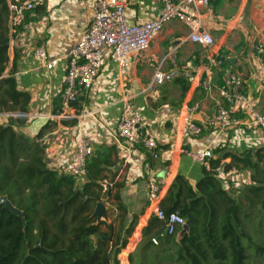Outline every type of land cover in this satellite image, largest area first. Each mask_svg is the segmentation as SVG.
I'll return each instance as SVG.
<instances>
[{
  "label": "crops",
  "instance_id": "obj_1",
  "mask_svg": "<svg viewBox=\"0 0 264 264\" xmlns=\"http://www.w3.org/2000/svg\"><path fill=\"white\" fill-rule=\"evenodd\" d=\"M85 1L42 0L15 32H10L7 19L5 73L13 72L18 88L27 92L30 99L25 113L13 116L0 113V124H12L17 133L42 145L44 164L49 170L56 171L71 159L82 131L93 141L94 154L109 149L107 166H111V172L106 173L107 180L122 186L119 190L124 207L130 216H139L136 237L150 217L149 178L161 181L163 196L176 175L183 176L192 187L203 180V168L188 152L206 148L214 152L218 148L221 150L214 152L215 158L227 152L240 157L244 152L264 148L263 132L248 125L236 104L229 105L235 124L227 131L218 132L213 106L218 86L225 85L229 74L234 73L241 80L244 94L264 113V88L259 81L264 54L259 58L256 51L258 44L264 45V0H209L202 10V26L214 39L210 52L227 62L224 67L208 63L201 46L188 39L187 28L178 20H170L150 47L124 71L104 63L92 86L74 106L71 118L53 119L49 116L59 110L66 65L64 54L89 22ZM160 10L159 0H127L125 7L130 23L151 20ZM41 45L50 59H57L51 70L41 67L34 59L33 51ZM158 68L165 75L161 85L151 83ZM207 70H212L215 77L210 93L201 85ZM181 77L189 83L183 99L181 85L175 82ZM128 98L133 110L143 119L144 131L153 134L157 141L158 156L150 164L142 147L127 148L111 136ZM194 106L196 110L190 118L201 128L198 137L190 135L185 121L188 108ZM17 117L20 121L14 120ZM222 163L231 164L229 157L222 159ZM250 174V170L240 171L239 187L221 182L220 186L225 191L240 189L251 184ZM73 178L75 188L81 189L86 181L84 173ZM102 203L107 222L112 221L118 213L116 204ZM134 237L130 240L134 241Z\"/></svg>",
  "mask_w": 264,
  "mask_h": 264
},
{
  "label": "trees",
  "instance_id": "obj_2",
  "mask_svg": "<svg viewBox=\"0 0 264 264\" xmlns=\"http://www.w3.org/2000/svg\"><path fill=\"white\" fill-rule=\"evenodd\" d=\"M7 19L6 0H0V113H25L29 94L18 88L13 72L5 73ZM175 82L183 99L189 83L183 77ZM12 126L0 124V197L22 216L0 205V264H264V148L211 160L214 171L250 170L251 184L240 189H222L213 170H203L195 187L181 175L163 196L161 185L155 205L183 217L187 230L160 235L164 223L150 208L147 224L134 237L140 218L124 207L122 186L107 180L109 149L90 157L86 181L77 189L72 176L46 168L42 145ZM145 155L149 163L152 157ZM227 157L231 164H221ZM102 201L116 204L118 213L96 223L93 208Z\"/></svg>",
  "mask_w": 264,
  "mask_h": 264
},
{
  "label": "built area",
  "instance_id": "obj_3",
  "mask_svg": "<svg viewBox=\"0 0 264 264\" xmlns=\"http://www.w3.org/2000/svg\"><path fill=\"white\" fill-rule=\"evenodd\" d=\"M42 0H6L8 6V26L10 32H15L27 14ZM161 5L157 17L140 22L128 21L125 7L127 0H86L85 4L90 12L89 22L78 39L70 45L65 54V74L59 95V110L49 116L53 119H68L72 116L74 106L80 102L82 96L89 90L97 78L104 63H111L120 68L121 72L130 67L133 59L150 47L151 41L162 31L170 20H178L188 30V39L201 46L205 59L215 66L221 65L219 57L212 55L210 48L214 43L212 35L203 28V9L209 0H159ZM257 55L262 58L264 45L256 46ZM34 59L39 65L51 70L57 59H50L44 46H38L33 51ZM122 75V73H121ZM123 76V75H122ZM164 73L158 68L152 77V84L161 85L164 82ZM123 81V80H122ZM260 84L264 88V63L261 61ZM125 83V82H124ZM206 92H211L215 86V77L212 70H207L206 78L202 82ZM125 87V84H123ZM238 106L249 126L261 130L264 136V113L257 108L256 102L250 99L241 90V80L234 74H229L228 81L223 86H218V96L213 98L215 123L218 132H224L235 124L232 118L231 106ZM232 105V106H233ZM196 107L188 108L185 118L186 128L192 137H198L201 128L193 123L190 115ZM90 113V112H89ZM20 113H6L13 116ZM89 115V114H88ZM90 115H93L90 113ZM111 136L116 138L127 148L142 145L145 154L153 159L157 158V141L155 136L144 131L141 115L133 110L129 98L125 100ZM94 144L84 131L81 132L77 147L71 159L58 166L56 172L61 175L78 177L82 175L85 165L94 154ZM192 160L198 162L203 170L211 172V160L215 158L213 149L206 148L198 152L187 153ZM214 176L224 185L239 187L240 171L232 167L224 169L219 166L214 171ZM161 181L155 178L148 180V199L152 214L164 223L167 234H173L181 228L185 221L177 213H165L155 205L159 199ZM107 205V203H105Z\"/></svg>",
  "mask_w": 264,
  "mask_h": 264
},
{
  "label": "water",
  "instance_id": "obj_4",
  "mask_svg": "<svg viewBox=\"0 0 264 264\" xmlns=\"http://www.w3.org/2000/svg\"><path fill=\"white\" fill-rule=\"evenodd\" d=\"M0 205L5 206L11 213L17 216H22V213L15 207H13L5 197H0ZM93 214L96 216L97 219L96 223L107 222L108 220L106 208L102 202L96 203V205L93 208ZM182 228L184 231L187 230V226L185 224L182 226ZM166 234H167V230L166 228H164V230L160 235H166Z\"/></svg>",
  "mask_w": 264,
  "mask_h": 264
}]
</instances>
